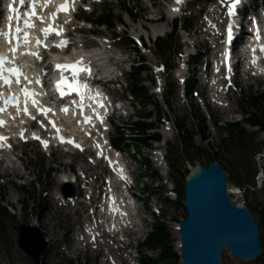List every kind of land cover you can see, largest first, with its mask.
Wrapping results in <instances>:
<instances>
[{"label": "snow or ice", "instance_id": "obj_1", "mask_svg": "<svg viewBox=\"0 0 264 264\" xmlns=\"http://www.w3.org/2000/svg\"><path fill=\"white\" fill-rule=\"evenodd\" d=\"M51 0H45V4L47 5L48 3H50ZM183 0H177V3H182ZM221 2L223 3L224 0H221ZM21 3H23V0H21ZM240 0H230L229 3V7H228V13L229 15H236V9L237 6L239 5ZM71 4L70 2H68V0H66V2L62 5H60V11H64V12H68L70 10ZM175 11H179V9H174ZM12 11H15V8H12ZM30 16H35L36 15V4H35V0H33V4H32V11L29 14ZM55 15L53 14V24H50L48 27H46L43 31L45 33V35H49L51 33H56L57 35H62V29H58L54 26V20H55ZM41 20H43L44 18L41 16L40 17ZM25 23L30 26V27H34L35 25L31 23L30 20H26ZM19 31V29H17ZM228 38H229V42H231L232 40V27L229 26V30H228ZM259 38V37H258ZM37 43H41V41H37ZM68 42L67 41H61V43L58 45L59 47H64ZM46 46V45H45ZM261 50H264V45L261 46ZM13 51H15V49H13ZM32 55L39 57V53H31ZM7 58L6 57H0V79H2L4 81V83L6 85H10L12 82V79L10 76H6L3 73V65L4 62ZM255 62V61H253ZM56 68L58 70H61L62 73V77L61 79L57 82V88L60 92L61 95H65L67 92H81L82 89H87L88 85L86 83H81L80 82V75L81 73H87L89 76L91 75V69L89 66H87L86 64H84L83 59L81 58L80 60H77L73 63H58L56 64ZM7 71L12 74L15 77V82L16 83H20L21 82V76L23 75V73L21 72V70L19 68H9L7 69ZM65 71H70L72 74V79H69L67 76L63 75V73ZM38 83H40L41 81H37ZM24 92V96L26 98H31V102L34 105H38V101L35 99V96L37 95L34 91H30L28 88H24L23 89ZM18 103V101H17ZM42 113L47 114L49 112L52 111V109L50 108H40L39 109ZM65 112L68 111L67 108L63 109ZM4 109L0 108V112H3ZM24 112H28V108H27V99L25 100V107L23 108ZM34 119V117H33ZM102 119V118H101ZM91 118L90 117H85V122H90ZM5 121L0 120V125L4 124ZM53 127H56L55 122H52ZM57 131L59 132L60 129L57 128ZM21 135H23V133H21ZM36 139H40L39 137H35ZM7 140V137L0 135V141H5ZM60 140L61 142H69V143H73L75 144V146L77 148H81V145H79L78 143H76V141L74 139L72 140H67L65 139V137L63 135L60 136ZM45 147H47L48 145V141H43ZM2 146V145H0ZM10 146V145H9ZM123 170H121L122 172Z\"/></svg>", "mask_w": 264, "mask_h": 264}, {"label": "rangeland", "instance_id": "obj_2", "mask_svg": "<svg viewBox=\"0 0 264 264\" xmlns=\"http://www.w3.org/2000/svg\"><path fill=\"white\" fill-rule=\"evenodd\" d=\"M115 9H116V7H114ZM159 9H160V7L158 6V4H157V9H156V11H154L153 13H154V15H155V17H157L158 15H159ZM154 17V16H153ZM256 88V87H255ZM256 90V89H255ZM260 90H264V87L263 88H261ZM178 111V110H177ZM179 112V111H178ZM228 122H238L239 120H240V116H238V115H236V116H231V117H229L228 119ZM170 138L172 139V142L175 144V145H178L179 144V141H178V138L176 137V135H171L170 136ZM215 141V143H217V141H216V139H214ZM198 143V142H197ZM201 144H203L204 146H205V143H201ZM216 150V149H215ZM143 183H147V184H152V181H150V180H146V179H143ZM142 183V184H143ZM143 186V185H142ZM12 193V196L13 197H11V196H7V198L8 199H11V200H14L15 199V197H17L16 196V194H15V191H13V192H11ZM9 193H7V195H8ZM246 203L247 204H253L252 203V198H251V196L246 200ZM183 212L180 210V208H175V207H172L171 209H170V216H175V217H178V216H180L181 214H182ZM258 219V218H257ZM174 226V225H173ZM172 226V227H173ZM13 227H14V223L13 222H10L9 223V228L12 230L13 229ZM171 227V229H172V231H173V228ZM150 230V229H149ZM54 237V241H55V236H53ZM263 245H264V241H263ZM151 255H153V256H156L157 255V253H154V252H152V253H150ZM224 263L225 264H241L239 261H237V260H233L231 257H229V256H227L226 258H225V260H224ZM82 264H84V263H82ZM88 264H94V263H92V261L91 262H89Z\"/></svg>", "mask_w": 264, "mask_h": 264}, {"label": "trees", "instance_id": "obj_3", "mask_svg": "<svg viewBox=\"0 0 264 264\" xmlns=\"http://www.w3.org/2000/svg\"><path fill=\"white\" fill-rule=\"evenodd\" d=\"M261 101L262 100H259V99L257 101H255V106H253V107L260 109ZM253 110L254 109L251 110L252 117L248 119V122H250L252 124H263L261 116H257L253 112ZM255 112H257V111H255ZM234 129L235 128H233L232 130L234 131ZM149 243L153 247L160 246L163 249L165 255H168L170 257H174V255L172 254L171 249L169 247L168 234L165 232V230H158L155 234H153Z\"/></svg>", "mask_w": 264, "mask_h": 264}, {"label": "water", "instance_id": "obj_4", "mask_svg": "<svg viewBox=\"0 0 264 264\" xmlns=\"http://www.w3.org/2000/svg\"><path fill=\"white\" fill-rule=\"evenodd\" d=\"M214 165L215 164H211V168L210 169H213V166ZM213 171L214 170H211V171L208 172V171H205V169L200 168V170H198L197 174L194 175V178L192 179V182L195 181V182H198V183H205V184H207L208 182L211 181V175L214 173ZM214 181L215 182H218L216 179H214ZM190 187L191 186L189 185V189H190ZM240 214H241V209L236 208V211L233 213V215L234 216H240ZM227 244L229 246L231 245V243H227Z\"/></svg>", "mask_w": 264, "mask_h": 264}]
</instances>
